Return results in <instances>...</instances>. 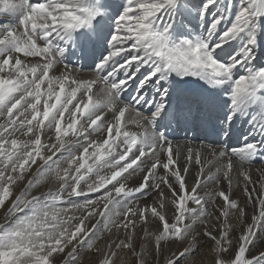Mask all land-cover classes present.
Masks as SVG:
<instances>
[{"label": "bare ground", "instance_id": "1", "mask_svg": "<svg viewBox=\"0 0 264 264\" xmlns=\"http://www.w3.org/2000/svg\"><path fill=\"white\" fill-rule=\"evenodd\" d=\"M80 1L0 0L1 231L20 216L50 225L38 241L66 255L58 264L85 260L95 235L90 264L146 262L162 248L164 264H187L213 247L223 264H264V151L218 130L229 118L217 135L200 131L201 113L169 103L163 66L144 48L161 42L195 80L219 74L228 107L240 104L264 66V3L252 32L182 0H100L94 11ZM88 12L101 21L72 32Z\"/></svg>", "mask_w": 264, "mask_h": 264}, {"label": "rangeland", "instance_id": "2", "mask_svg": "<svg viewBox=\"0 0 264 264\" xmlns=\"http://www.w3.org/2000/svg\"><path fill=\"white\" fill-rule=\"evenodd\" d=\"M182 1L185 4L184 6H186L185 9L187 11L192 10L191 9L193 7L192 5H195L199 9L205 6L207 7L206 9L209 11H220V13H223V16H227L231 20V22L233 21L231 23L232 26L234 25L233 27H241L242 29L245 28L246 31L249 30L252 32H255L258 29V23L256 21V16H257L256 14L260 10V8H262L261 6L264 3V0H196V1L193 0V2L192 0H182ZM83 3H89L92 6V9H91L92 11L97 10L98 6H100L101 4L100 0H84ZM80 4H81V1L77 0V6ZM82 12L84 13V9L82 10ZM191 14H194V12ZM83 15L85 16V14ZM78 19L81 20L82 18L79 17L77 18V20ZM2 20L3 18H0V22H2ZM263 43H264V35H263ZM45 46L51 50L53 49V44L51 42H46ZM49 54L50 53L48 52V55ZM187 130L189 131V129L184 130L183 127H179L177 130V133L180 134L179 132L183 131L181 132L183 135L189 134L190 131L188 132ZM209 136H212V135H209ZM53 159H57V158H53ZM104 197L105 196L103 195L101 198H104ZM101 202L102 201L96 204L95 203H87V204L93 205L92 206L93 208L95 206L96 208H98ZM54 205L56 204L55 203L51 204L49 208L56 207ZM43 209H46V208H43ZM57 210L60 211L62 209H57ZM47 212L49 211L48 210L44 211V213H47ZM47 214L50 219L52 214L51 213H47ZM28 219H29V216H20V218H17L18 224L16 225V230L15 228H12L11 230L9 229L4 232V230L1 231L0 229V264H33V262L34 264L36 263L37 264H58V262H62L66 255L64 257L59 256L58 258H56L57 255L52 250L53 247L52 245H50V243L45 244L40 240L38 241L39 236L42 237L41 230L43 231L44 226L47 228V230H50L49 228L50 225H44L43 228H41V230L34 229L36 219H33V223L27 221ZM38 223L39 222H37L36 224ZM42 224L43 223L41 222V225ZM37 226L40 227V223ZM28 230H32L30 231L32 232L31 236ZM100 231L104 233V238H105V231H102V230ZM100 237L101 235L100 236L95 235L91 239V242L85 245L83 248L84 252H86L85 260L86 262H89V263H86L85 260L83 259V260H80L79 262L72 260L68 262V264H83L82 263L83 261H84V264H90V262L97 263L95 258L98 257V254L94 253L93 250L99 246V242L96 241V239L99 240ZM88 239L89 237L86 239L85 242H88ZM168 250H169L168 248H162L161 254L158 258L149 259L150 261L146 260V262H148L149 264H164L166 261V255L168 253ZM208 250L209 251H207L205 255L201 256L197 261H193L197 255L203 252L202 250H200L199 253L195 257L192 258V261H189L187 264H223L222 260L218 256L216 247H213L212 249H208ZM51 257H54V258H51ZM146 262L145 260L139 259L137 260L135 264H140V263L148 264Z\"/></svg>", "mask_w": 264, "mask_h": 264}]
</instances>
